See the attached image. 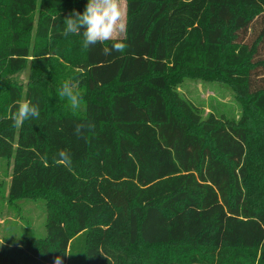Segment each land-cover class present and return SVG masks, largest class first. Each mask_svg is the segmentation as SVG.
Instances as JSON below:
<instances>
[{
  "label": "trees",
  "instance_id": "16d2710c",
  "mask_svg": "<svg viewBox=\"0 0 264 264\" xmlns=\"http://www.w3.org/2000/svg\"><path fill=\"white\" fill-rule=\"evenodd\" d=\"M124 1V36L85 49L62 33L88 0H0L7 195L46 217L43 237L0 240V264H264V0ZM116 40L125 53L104 55ZM185 78L230 87L252 126L180 115L167 92ZM65 81L83 96L75 113ZM24 99L40 118L13 127Z\"/></svg>",
  "mask_w": 264,
  "mask_h": 264
},
{
  "label": "rangeland",
  "instance_id": "374dc122",
  "mask_svg": "<svg viewBox=\"0 0 264 264\" xmlns=\"http://www.w3.org/2000/svg\"><path fill=\"white\" fill-rule=\"evenodd\" d=\"M126 8V3L121 0ZM124 34L115 37L120 39ZM29 71L14 76L18 83L25 84ZM178 113L189 118L193 124L219 123L227 126L251 127L253 121L243 115V110L234 91L222 82L203 81L194 78L182 79L167 92ZM7 160L0 159V182L4 193L0 194V240L2 238H41L45 235L46 217L44 204L39 200L10 202L7 195L11 167Z\"/></svg>",
  "mask_w": 264,
  "mask_h": 264
},
{
  "label": "clouds",
  "instance_id": "9594fccd",
  "mask_svg": "<svg viewBox=\"0 0 264 264\" xmlns=\"http://www.w3.org/2000/svg\"><path fill=\"white\" fill-rule=\"evenodd\" d=\"M128 27L127 10L121 4V0H88L85 10L81 14L73 10L64 19L63 35L68 37H82V47L89 49L97 44H105L113 41L115 37L126 33ZM127 49L126 42L116 40L110 47L102 49L104 55L113 52L123 55ZM57 96L60 100L67 101L72 112H77L83 106V96L78 91V82L65 81L58 89ZM38 104L30 99L17 100L14 102V110L11 111L10 119L13 127H20L30 119L40 118ZM95 124L91 121L76 124L74 134L82 138L86 132L94 131ZM57 165L70 168L72 166L71 154L66 150H60L54 157ZM55 264H61L56 257Z\"/></svg>",
  "mask_w": 264,
  "mask_h": 264
}]
</instances>
